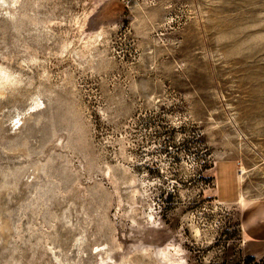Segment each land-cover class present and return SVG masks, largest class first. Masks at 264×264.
<instances>
[{
  "label": "rangeland",
  "instance_id": "374dc122",
  "mask_svg": "<svg viewBox=\"0 0 264 264\" xmlns=\"http://www.w3.org/2000/svg\"><path fill=\"white\" fill-rule=\"evenodd\" d=\"M6 6L0 64L18 82L0 92V264H155L174 243L187 264H264L241 223L246 202L264 206V0ZM219 162L220 197L236 178L245 203L220 202ZM126 166L156 181L154 222L141 199L131 211Z\"/></svg>",
  "mask_w": 264,
  "mask_h": 264
},
{
  "label": "bare ground",
  "instance_id": "6f19581e",
  "mask_svg": "<svg viewBox=\"0 0 264 264\" xmlns=\"http://www.w3.org/2000/svg\"><path fill=\"white\" fill-rule=\"evenodd\" d=\"M17 3L18 0H0V5L6 4L7 6V10L6 12L8 13V15L10 17H14L15 14V10L17 7ZM85 15V14H84ZM87 19V17H85ZM51 24H54L56 21L55 20H50ZM39 25H41L42 27L46 28L45 23H39ZM52 30H54L52 27H49ZM104 30H101L99 32H97V34L92 35L91 37H89L85 42H84V48L80 51L82 55H84L85 53L89 52L92 48V44L101 37V35L104 33ZM65 45L71 47L72 45V41L68 40L67 42L65 41ZM73 50L76 51V48L74 46H72ZM79 52V51H77ZM21 66H25L23 63H21ZM48 74L49 71L46 70V68L43 69L42 71V75L46 76L48 78ZM18 82V77H16L15 73L13 71L8 70L3 64H0V92H5L7 87H14V85H16ZM40 93V92H39ZM38 92L36 94H33L32 99L33 100V104L31 105L32 107V112L33 111H37L41 108V98H40V94ZM23 111H19L18 115H20V120L23 118V116H21V114H26V113H22ZM16 116V115H15ZM123 141V140H122ZM130 153L127 154V159L131 160L132 163H135L132 154L129 155ZM159 161L161 164H164V162H162V159L156 158L154 161ZM142 163V162H141ZM141 163H137V165H140ZM146 165V164H145ZM107 166V172L111 177H114L115 181H117V164H108L106 163ZM135 166V165H134ZM136 167V166H135ZM125 172H129L128 175V184L130 186V190H129V196L131 199V211H133L134 213H136V202L139 201V199L143 200L144 202V210H146L145 212V217L149 222H154L156 220V207H154L155 202L152 198V195L150 194V190L154 189L156 186V181L152 180L150 178H148L147 175L143 174L141 176H137L136 174H134L136 168L131 169L130 166H126L124 167ZM131 172H130V170ZM242 169L244 170V172L246 171V169H244L242 167ZM146 171V168H145ZM243 178L242 176H240V181H242ZM118 182V181H117ZM152 192V191H151ZM244 193L241 192V198H243ZM145 252V251H144ZM151 252L146 251L145 254H147L148 256H150ZM155 255V253H154ZM156 260L157 262L155 264H187L185 259H184V255L182 253V249L174 244H167L165 246H161L158 248L157 252H156ZM12 264H17V263H12ZM103 264H107L106 261L103 262Z\"/></svg>",
  "mask_w": 264,
  "mask_h": 264
},
{
  "label": "crops",
  "instance_id": "0c3cea01",
  "mask_svg": "<svg viewBox=\"0 0 264 264\" xmlns=\"http://www.w3.org/2000/svg\"><path fill=\"white\" fill-rule=\"evenodd\" d=\"M227 163V165L230 162L229 160L223 161ZM218 165V169L216 170V178L219 176V169H220V162ZM230 167V164L229 166ZM232 170V169H230ZM236 172V167H235ZM228 173L224 174L225 177H227ZM238 177V176H237ZM236 178L233 180V189L231 191L232 194H228L225 197H220V193L217 190L218 185V178L216 180V188L215 192L217 193V196L220 200V202L227 204V205H233L237 203H245L246 195L244 196V199H242L241 196V188H239L238 182ZM243 221L241 222L245 231L250 234L252 237L261 238L264 240V206L262 202L256 201V200H250L246 202L243 206Z\"/></svg>",
  "mask_w": 264,
  "mask_h": 264
}]
</instances>
